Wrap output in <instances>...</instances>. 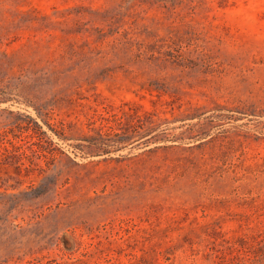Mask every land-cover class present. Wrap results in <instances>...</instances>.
I'll return each instance as SVG.
<instances>
[{
    "label": "rangeland",
    "instance_id": "374dc122",
    "mask_svg": "<svg viewBox=\"0 0 264 264\" xmlns=\"http://www.w3.org/2000/svg\"><path fill=\"white\" fill-rule=\"evenodd\" d=\"M0 264H264V0H0Z\"/></svg>",
    "mask_w": 264,
    "mask_h": 264
}]
</instances>
